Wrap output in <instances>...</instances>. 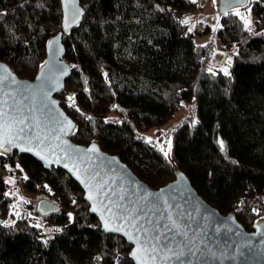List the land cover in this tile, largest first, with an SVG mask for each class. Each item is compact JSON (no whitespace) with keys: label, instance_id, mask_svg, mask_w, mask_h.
Masks as SVG:
<instances>
[{"label":"trees","instance_id":"trees-1","mask_svg":"<svg viewBox=\"0 0 264 264\" xmlns=\"http://www.w3.org/2000/svg\"><path fill=\"white\" fill-rule=\"evenodd\" d=\"M80 5V25L62 38L72 74L57 96L75 123L72 141L96 143L134 173L144 151L154 188L179 170L220 214L234 213L249 231L264 221V0L248 1L254 31H246L231 12L219 16L218 40L223 49L235 48L229 76L208 71L212 45L194 44L187 25L174 20L195 8L190 0H80ZM61 22L59 0H0V61L18 78L36 76ZM73 95L75 106L69 107ZM192 98L197 121L187 118L170 131L172 151L165 158L143 132L164 125ZM18 163L24 191L34 195L47 185L73 214L71 220L63 214L42 217L29 201L35 221L60 225L59 231L46 235L29 217L9 226L0 222V264H132L130 246L101 231L69 176L16 152L0 156L1 170ZM5 191L0 175L1 217L12 206Z\"/></svg>","mask_w":264,"mask_h":264},{"label":"water","instance_id":"water-1","mask_svg":"<svg viewBox=\"0 0 264 264\" xmlns=\"http://www.w3.org/2000/svg\"><path fill=\"white\" fill-rule=\"evenodd\" d=\"M59 1L60 6H62L61 31L51 37V40L59 37V41L57 44L51 46L49 43L46 44L44 59L47 62L46 66L40 68L36 76L29 80L18 78L6 63L0 61V65L6 66L10 70L12 77H15L20 82L17 85L6 82L5 90L14 92L16 99L20 102L18 107L27 118L26 123H39L44 133L50 131L51 125L48 123L47 117L44 114L42 104L51 109L52 114L58 118L70 120L74 125V131L76 128L72 118L66 114L60 105L57 96L63 93L67 81L72 74V67L63 60L64 50L62 38L78 28L82 21L83 9L80 5V0H75V8L72 6L66 8L63 0ZM248 1L240 0V3L247 6ZM229 5L236 6V0H217V10L220 17L224 16V11L229 10ZM240 9H244V7ZM76 11L82 14L77 21L72 22V16ZM66 14L69 20L67 27L64 23ZM62 68H67L66 75L60 74V69ZM38 76L40 79H37ZM56 76H59L58 84L53 82ZM10 80L11 77L9 78ZM26 86L30 87H27V90H25ZM41 88L49 92L46 99L40 92ZM51 101H55V105H52L50 103ZM11 103L12 101L9 100V104ZM59 113H63V117H59ZM73 133L63 137L64 140L68 141L69 145L83 150L95 144L98 148V153H87V156L91 157V160L89 162L86 159L85 163H87L90 170L99 172L100 178L112 181L109 188L105 189L108 192L115 191L112 199L127 205V199L124 201L118 200L120 195H126L131 199H135L143 194V189H146L148 192H161L163 190L162 195L164 199L168 200L170 205L165 215L171 213L181 229L187 233V237H177L174 243H181L184 239H191L199 248L197 255L189 256L186 254L180 258V261L174 259L172 264H264V221L255 222L252 230L249 231L239 223L234 213L220 214L215 207L209 205L202 196L197 194L187 176L179 170L174 172L175 178L173 181L160 188H151L145 182H142L115 154H109L103 151L96 143H89L87 146L74 143L71 137ZM52 143L55 146L57 142L53 140ZM13 152H16L19 156L25 155L37 161L44 170L51 168L62 170L76 183L80 191H82L83 202L88 205L90 215L97 219L101 231L107 235L121 238L130 246L129 253L132 251L135 245L128 241L123 233H114L105 230L99 210L92 211V201L86 198L87 189L77 179L76 174L64 168L63 164H46L34 152H21L18 148H13L5 155L10 156ZM181 176L183 179H181ZM132 193H135V196ZM151 199L153 198L149 197V200ZM36 204V214L42 217L62 214L60 207L48 200H40ZM130 260L132 264H137L132 256H130Z\"/></svg>","mask_w":264,"mask_h":264},{"label":"snow or ice","instance_id":"snow-or-ice-1","mask_svg":"<svg viewBox=\"0 0 264 264\" xmlns=\"http://www.w3.org/2000/svg\"><path fill=\"white\" fill-rule=\"evenodd\" d=\"M63 3L66 8L68 6L75 8V0H63ZM241 7L245 8L247 15L240 11ZM229 11L232 15L240 18L246 31H252L251 25L253 22L250 18V8L241 4L240 0H236V6L229 5V10L224 11L223 14L229 15ZM81 14L79 11L74 12L72 22L77 21ZM181 22L188 24L189 19L185 18ZM64 23L66 27L69 24L67 14L65 15ZM219 27L221 25L217 23L213 31H216ZM191 30L189 28V31ZM256 34L259 35L260 33ZM58 41L59 37H56L48 43L51 46L57 44ZM226 63L230 67L231 58ZM46 64L47 62L42 64L41 68H44ZM208 71L212 72L211 67ZM221 71H223L225 76L230 75L228 67L222 68ZM0 73H3L0 74V156L10 152L13 148H18L21 152H34L37 157L48 165L63 164L64 168L76 174L77 179L87 189L86 198L92 201V211L99 210L105 230L123 233L128 241L134 243L135 247L129 255L136 260L137 264H172L174 259L180 261V258L186 254L189 256L197 255L199 248L191 239H184L181 243H174L177 237H187V233L181 229L171 213L165 215L170 205L168 200L164 199L162 195L163 190L161 192H148L146 189H143V194L135 199H131L126 195H120L118 200L124 201L127 199V205L112 199L115 191H105L106 188H109L112 181L100 178L99 172L90 170L87 163H85L86 159L89 162L91 160V157H88L87 153H98L96 145L93 144L83 150L69 145L68 141L64 140L63 137L74 132V125L70 120L60 119L56 115H53L51 109L43 104L42 109L48 123L51 125L50 131L44 133L39 123H26L27 118L18 107L20 102L16 99L14 92L5 90L6 82H10L12 85H17L20 82L15 77H12L10 70L4 65H0ZM60 74L66 75L67 68L60 69ZM212 74L215 75L214 72ZM10 77L11 80L9 81ZM37 79H40V77L38 76ZM58 81L59 76H56L53 82L58 84ZM27 87L30 86H26L25 90H27ZM40 92L45 99L49 95V92L43 88L40 89ZM67 99L71 102L69 107H74L75 96H69ZM9 100L12 101L11 104H9ZM50 103L55 105L56 102L51 101ZM113 107L116 106L114 105ZM59 117H63V113H59ZM88 119L91 120L92 118L88 117ZM162 135L167 136V139L165 141L166 147L162 145L160 151L165 158H170L172 151L171 137L167 133H163ZM53 140L57 142L55 146H53ZM146 142L152 143L153 141L151 138H146ZM219 143L221 150H224L225 145L223 141H219ZM4 167L9 171L12 170L8 165ZM16 168L23 171L19 163L16 164ZM23 179L27 180L28 177L24 176ZM181 179H183L182 176ZM4 182L6 184H14L15 180L9 177ZM16 191L11 193L5 192L4 195H16ZM132 195L135 196V193H132ZM149 197L153 199L149 200ZM20 201L28 203L22 197ZM15 207L13 205V208ZM253 211L259 215L258 209H253ZM16 215H19V212H16ZM68 216L71 220L72 213L69 212ZM36 226L39 227V225ZM56 231H59V229ZM96 259H102V257H97Z\"/></svg>","mask_w":264,"mask_h":264},{"label":"rangeland","instance_id":"rangeland-1","mask_svg":"<svg viewBox=\"0 0 264 264\" xmlns=\"http://www.w3.org/2000/svg\"><path fill=\"white\" fill-rule=\"evenodd\" d=\"M193 3L197 4L198 0H190ZM251 2H255L256 0H250ZM250 8V7H248ZM251 9V8H250ZM192 16L189 19V23L186 24L188 27V33L193 34L192 36V41L194 44L199 45V46H204L206 44L212 45V51L211 55L209 57V68L211 67L212 72L219 71L223 74V71H221L222 68L228 67L229 73L231 71L232 67V60L233 56L235 55V48H226L223 49L221 42H219L218 37H217V29L216 31H213V28L219 23V14L217 10V0H204L201 5L198 7L193 8L192 10ZM190 11V12H191ZM242 13H247L245 12V9H240ZM218 18V19H217ZM252 20V31H254L255 28V19L253 17L252 11H251V16ZM185 17L182 18L184 20ZM240 19V18H239ZM194 25V27H193ZM189 28L192 30L189 31ZM231 58V66L229 67L226 61ZM35 77V76H34ZM34 77H31L34 78ZM23 79V78H22ZM29 79V80H31ZM189 118L192 121H197V109H196V101L194 98L192 99H186L181 102L180 108L178 111L174 114L173 118L168 120L164 125L161 126H154L153 128L143 132L144 138H151L152 139V146L157 147L160 150V147L163 145L166 147L165 141L167 139V136L162 135L163 133H167L170 135V131L174 130L175 127L182 122L185 121V119ZM87 146V145H85ZM151 161L148 158V155L144 151H139V157L135 161L133 168L135 171V175L139 177V179L142 182H145L149 187L154 188L151 183V177H150V167H151ZM9 166V165H8ZM10 167V166H9ZM135 167V168H134ZM1 174V173H0ZM2 180L5 181L9 177H12L15 180L14 184H6L5 182V192H13L16 191V195H8L12 198V206L7 214V216L1 217L0 216V222L3 226L7 225H12L16 221L21 220L24 217H29L32 219V223L34 226L39 225V228H41L42 232L46 235L51 234L54 230H57L60 228L59 226H47L42 222H39V220L35 221V215L32 213H29L28 207H26L27 203H23L20 201V198L22 197L24 200H27L28 202L32 201L33 208L36 210V203L40 200H45L49 201L56 206H59L61 209H63L66 213L71 212V208H65L59 201V199L55 198L53 194L46 188H41L36 192V194H30L24 191L22 187V183L20 181L21 175L20 172H18L17 168H13L11 171L4 170V173L2 172L1 174ZM171 179V181H173ZM169 181V182H171ZM167 182V183H169ZM166 183V184H167ZM165 184V185H166ZM163 185V186H165ZM162 187V186H160ZM156 187V188H160ZM154 188V189H156ZM13 205L16 207L13 208ZM31 210V209H30ZM16 212H19V215H16ZM73 214V213H72ZM37 227V226H36ZM51 229V231H49Z\"/></svg>","mask_w":264,"mask_h":264},{"label":"built area","instance_id":"built-area-1","mask_svg":"<svg viewBox=\"0 0 264 264\" xmlns=\"http://www.w3.org/2000/svg\"><path fill=\"white\" fill-rule=\"evenodd\" d=\"M203 1H204V0H198V3L195 4V7H198L199 5H201ZM191 16H192V11H191V12L187 11V12H185V13H183V14H177V15H175L174 20L177 21V22H180L181 19H182V17L190 18ZM2 172L4 173V169H2V170L0 169V173H1V174H2ZM1 174H0V175H1ZM1 178H2V176H1ZM44 188L46 189V187H44ZM60 209H61V208H60ZM61 213H62L63 215H65V216L69 217V216H68V213H66L63 209H61Z\"/></svg>","mask_w":264,"mask_h":264}]
</instances>
